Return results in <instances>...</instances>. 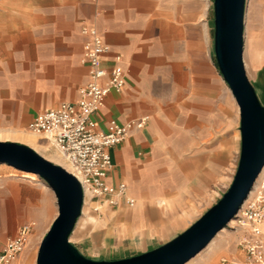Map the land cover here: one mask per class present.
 I'll list each match as a JSON object with an SVG mask.
<instances>
[{
  "label": "crops",
  "instance_id": "crops-1",
  "mask_svg": "<svg viewBox=\"0 0 264 264\" xmlns=\"http://www.w3.org/2000/svg\"><path fill=\"white\" fill-rule=\"evenodd\" d=\"M211 5L209 0H0V142L39 145L28 131L32 119L60 103H75L88 74L81 63L83 28L94 29L109 47L101 67L109 70L119 55L125 75L123 90L110 92L92 116L97 131L112 120L147 118L142 129L108 150L112 167L106 181L124 184L135 204L103 205L95 213L102 220L85 237L77 220L70 235L77 244L70 237L69 242L80 254L110 253L133 247L136 240L148 252L169 242L188 228L182 227L190 207L234 159L238 108L215 64ZM257 57L246 75L264 106V63ZM52 157L58 162L53 152ZM9 186L0 179V250L31 221L18 224L29 212L17 207ZM251 194H264V181ZM53 197L48 190L47 211ZM171 233L176 236L160 243ZM37 249L29 245L12 264H35ZM231 259L242 264L236 242L220 262L232 264Z\"/></svg>",
  "mask_w": 264,
  "mask_h": 264
},
{
  "label": "water",
  "instance_id": "water-1",
  "mask_svg": "<svg viewBox=\"0 0 264 264\" xmlns=\"http://www.w3.org/2000/svg\"><path fill=\"white\" fill-rule=\"evenodd\" d=\"M212 7L213 56L239 116V159L226 192L164 245L130 258L92 261L69 242L84 201L78 181L30 147L0 142V164L36 175L55 198L57 213L38 245L35 264H186L234 220L264 168V106L248 81L243 62L246 0H213Z\"/></svg>",
  "mask_w": 264,
  "mask_h": 264
},
{
  "label": "built area",
  "instance_id": "built-area-1",
  "mask_svg": "<svg viewBox=\"0 0 264 264\" xmlns=\"http://www.w3.org/2000/svg\"><path fill=\"white\" fill-rule=\"evenodd\" d=\"M81 34L86 38L81 63L88 67L87 82L78 89L75 103H60L38 113L28 131L61 160L62 168L78 181L83 194L88 193L92 212L98 213L103 205L131 208L135 202L127 195L126 186H112L106 181L112 167L108 150L124 141L132 130L142 129L147 118L125 124L112 120L105 131H97L92 116L110 92L123 90L125 75L119 55L113 56L114 65L109 70L101 67V58L109 53V47L94 29L83 28ZM232 223L242 264H264V194L248 195ZM34 225L31 221L22 223L15 236L5 241L0 264H12L23 252ZM230 262L238 264L237 260Z\"/></svg>",
  "mask_w": 264,
  "mask_h": 264
},
{
  "label": "rangeland",
  "instance_id": "rangeland-1",
  "mask_svg": "<svg viewBox=\"0 0 264 264\" xmlns=\"http://www.w3.org/2000/svg\"><path fill=\"white\" fill-rule=\"evenodd\" d=\"M212 3V0H209V3ZM212 10V5L210 11ZM245 22V39H244V65L245 70L248 72L251 60L256 63L254 58L255 55L258 57L257 62L260 63L262 60L264 63V0H246V10L244 16ZM238 129H239V119H238ZM39 145L36 146L35 150L37 153L50 161L55 165L62 167L61 160L58 159V162L55 158L52 157V152L45 151L42 145H45L43 142H38ZM32 146V145H31ZM46 146V145H45ZM30 147V146H29ZM31 148V147H30ZM34 150V149H33ZM34 150V151H35ZM35 151V152H36ZM240 152V137L238 131L237 138V152L232 158L230 165L222 166L219 176L214 179L209 180L210 185H207L205 188V193L203 196H200L190 207L188 211V216H186V222L182 228L189 227L194 223L199 217H201L209 208H211L217 201L221 198L223 193L228 189L233 175L235 173ZM55 157V156H54ZM17 170H14L8 166L0 165V179L7 180L8 183H11L9 188L13 191H9L14 198L15 203L18 208H24L29 212V215H36V217L25 216L19 219V223L25 220H31L34 222V229L30 239L28 241L29 245L33 244L38 248V245L45 235L47 229L49 228L51 222L56 216L57 209L55 198L53 197V206L51 211L46 210V204L48 203V190L49 188L46 184L39 179L36 175H26ZM206 181L208 180L207 177ZM264 181V168L258 178L256 179L249 196L255 191V189ZM209 183V182H207ZM8 188V187H7ZM14 203V204H15ZM91 203L88 198L84 200L82 206V213L78 219V229L82 233V237L89 234V231L98 227L100 221L103 218V215L97 217L95 213L91 210ZM26 212V213H27ZM25 213V214H26ZM96 222H94V219ZM106 219V218H104ZM233 220L216 236L212 241L204 248L200 253H198L193 259L188 261L186 264H222L220 259L230 254L233 251L234 244L237 239V235L232 229ZM176 236V233H171L163 238H161L160 243L165 242L167 239ZM70 241H74V236L70 237ZM147 251V248L141 246L139 241H135L133 247H123L118 250H114L110 253L96 254V252H90L89 254L83 252L85 258L92 261H114L122 258H129L132 256L139 255Z\"/></svg>",
  "mask_w": 264,
  "mask_h": 264
},
{
  "label": "bare ground",
  "instance_id": "bare-ground-1",
  "mask_svg": "<svg viewBox=\"0 0 264 264\" xmlns=\"http://www.w3.org/2000/svg\"><path fill=\"white\" fill-rule=\"evenodd\" d=\"M32 145V146H31ZM31 148L35 150L36 146L35 144H30ZM36 151V150H35ZM37 152V151H36ZM29 175V174H28ZM31 175V174H30ZM88 198V193H84V199L86 200ZM94 219V218H93ZM94 222H96V219H94Z\"/></svg>",
  "mask_w": 264,
  "mask_h": 264
}]
</instances>
